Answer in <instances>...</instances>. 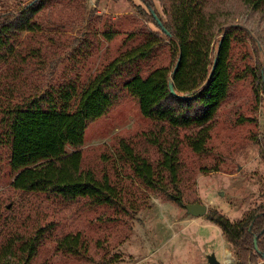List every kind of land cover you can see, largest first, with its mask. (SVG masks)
I'll list each match as a JSON object with an SVG mask.
<instances>
[{
    "label": "trees",
    "instance_id": "16d2710c",
    "mask_svg": "<svg viewBox=\"0 0 264 264\" xmlns=\"http://www.w3.org/2000/svg\"><path fill=\"white\" fill-rule=\"evenodd\" d=\"M47 1L29 0L0 10L1 62H14L17 56L25 62L26 55L39 62L40 49H25L22 55L14 47L19 34L40 31L34 17ZM140 1L136 5L140 16L157 29L142 27L138 33H129L126 40L141 37L85 83L63 78L28 95L0 99V144L7 145L14 191L65 201L83 199L91 206L124 210V190L106 173L84 167L81 150L88 123L125 96L115 90V79L122 76L121 89L136 99L141 115L150 120V127L141 133L143 143L154 147L158 156L150 159L135 141L121 138L117 158L128 164L141 193L162 195L181 206L198 201L183 192L190 175L185 179L181 145L200 155L208 152L211 130L236 79L249 73L255 80V97L264 93V24L254 44L257 55L263 51L262 60L256 59L255 67L247 65L238 74L230 64L232 46L241 36L251 38L246 27L253 26L250 17L254 14L258 24L264 22V0ZM103 35L112 38L110 30ZM165 48L171 57L168 64L146 70L140 66ZM11 68L17 67L12 64ZM170 83L177 95L171 93ZM246 120L255 119L237 117L239 123ZM253 138L264 161V125ZM205 216L220 228L235 264H264V181L263 199L241 219L231 221L213 208ZM51 225L15 228L1 236L0 264H31ZM56 249L74 255L86 252L79 231L58 237Z\"/></svg>",
    "mask_w": 264,
    "mask_h": 264
},
{
    "label": "rangeland",
    "instance_id": "374dc122",
    "mask_svg": "<svg viewBox=\"0 0 264 264\" xmlns=\"http://www.w3.org/2000/svg\"><path fill=\"white\" fill-rule=\"evenodd\" d=\"M27 1L0 0V10ZM137 4L141 1L48 0L34 17L40 31L23 32L15 40L14 50L22 55L25 49H40L39 62L27 55L25 62L20 56L14 62L0 61V99L28 95L63 78L85 83L141 37L126 40L129 33H138L142 27L157 29L140 16ZM250 18L253 26L246 27L251 38L241 36L230 50V64L237 74L263 58V51L257 55L254 44L264 22L258 24L254 14ZM109 30L112 38L106 39L103 32ZM170 58L165 48L140 66L146 70L168 64ZM12 64L17 67L14 71ZM253 79L247 73L233 82L211 130L207 153L197 154L185 144L180 149L185 179L190 175L183 192L231 221L241 219L263 199L264 161L253 137L264 125V93L255 97ZM124 80L122 76L115 79V90L125 96L88 123L81 148L84 167L106 173L124 190V210L91 206L83 199L65 201L14 191L7 145L0 144V238L15 228L29 230L52 223L31 264H235L233 251L216 224L205 215L188 214L184 206L162 195L141 193L128 164L117 158L121 138L135 141L150 159L158 156L154 147L143 143L141 133L150 127V120L141 115L136 99L121 89ZM239 116L255 120L239 123ZM77 231L86 246L83 255L56 249L58 237Z\"/></svg>",
    "mask_w": 264,
    "mask_h": 264
},
{
    "label": "water",
    "instance_id": "95a60500",
    "mask_svg": "<svg viewBox=\"0 0 264 264\" xmlns=\"http://www.w3.org/2000/svg\"><path fill=\"white\" fill-rule=\"evenodd\" d=\"M153 15H154L155 19L157 20L158 24L162 27V29L164 31H166L165 28L162 26V22L160 21V19L155 14H153ZM215 63H216V58L213 61V66L215 65ZM169 88H170L171 93L177 95L175 90H174L172 83L169 84ZM179 96L184 97V95H179ZM183 206L186 209V212L190 215H193V216H203L207 212V206L203 203H200V202L184 203ZM254 244L256 246V237L254 238ZM209 261L213 263L212 257H209Z\"/></svg>",
    "mask_w": 264,
    "mask_h": 264
}]
</instances>
